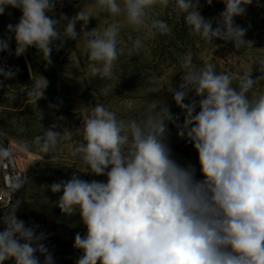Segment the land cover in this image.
Here are the masks:
<instances>
[{
	"label": "clouds",
	"instance_id": "9594fccd",
	"mask_svg": "<svg viewBox=\"0 0 264 264\" xmlns=\"http://www.w3.org/2000/svg\"><path fill=\"white\" fill-rule=\"evenodd\" d=\"M206 2L211 5L213 0ZM221 2L225 8L215 18V28L212 19L201 15L199 0H176V8L184 14L190 35L209 44L231 41L239 49L249 42L244 40L246 30L234 25V17L243 16L253 0ZM56 3L0 0V15L9 6L22 13L17 24L8 25L16 56L38 49L47 67L53 46L59 50L83 34L90 73L111 78L114 63L125 52L118 47L117 18L146 36L171 32L166 22L152 15L169 0H95V15L80 8L73 17L61 13L52 18L47 14L55 15ZM100 13L111 22L85 31L90 18ZM142 46L141 38L134 40L129 55ZM8 49V42L0 40V52ZM182 68L179 88L173 85L169 93L185 113L178 136L193 144L203 179L195 178L194 166H181L172 158L165 122L175 123L178 117L165 104L139 122L117 119L103 105L95 106L77 128L82 139L71 154L85 173L106 176V182L86 181L74 172L69 180L48 186L52 193H62L56 201L61 213H78L87 229L85 236L77 233L74 239V248L83 253L77 264H264V91H256L264 76L253 79L244 73L234 84L232 76L217 74L211 63L197 69L190 57L182 61ZM14 75L0 68L4 79ZM48 83L43 76L28 95L38 101ZM102 91L107 94L108 89ZM189 93L205 98L186 104ZM72 135L69 127L61 130L53 123L36 143L48 154ZM27 147H0V161ZM20 203L17 200L0 216V264L9 259L15 264H54L43 243L45 234L17 218Z\"/></svg>",
	"mask_w": 264,
	"mask_h": 264
},
{
	"label": "rangeland",
	"instance_id": "374dc122",
	"mask_svg": "<svg viewBox=\"0 0 264 264\" xmlns=\"http://www.w3.org/2000/svg\"><path fill=\"white\" fill-rule=\"evenodd\" d=\"M94 4L95 0H57L55 15H47L59 18L63 13L73 17L80 8L95 15ZM199 4L201 15L212 19L215 28V18L225 5L221 0H213L211 5L206 0H199ZM21 15L19 9L10 6L0 15V40H6L14 47V33L9 32L8 25L17 24ZM152 15L166 22L171 32L146 36L144 30L137 32L123 18H117L121 25L118 47L124 48L125 52L114 63L111 78L102 79L90 73L91 62L85 50L86 37L83 34L77 41H66L61 53L52 51L51 64L47 67L43 61L32 59L30 62L25 52L8 60L3 68L15 75L11 79L0 76V133L17 138L37 150L36 137L42 136L53 123H59L61 130L69 127L73 133L71 139L61 141L56 151L48 154L42 152L43 160L32 166L24 188L16 199L21 202L16 212L17 218L23 220L26 226H35L37 233L45 234L43 243L52 254L54 264H77L83 253L74 248V239L77 233L85 236L87 229L78 213L72 216L61 213L56 201L62 193L54 194L48 186L69 180L74 172L86 181L95 179L106 182V176L85 173L87 169L71 154L82 139L77 128L82 126L95 106L103 105L116 113L117 119L139 122L157 114L165 104L178 117L175 123L165 122L166 142L172 158L181 166H194L195 178L202 180L197 151L187 138L178 136L177 126L183 125L185 113L169 93L173 85L179 88L184 72L182 61L190 57L197 69L211 63L217 74L232 76L234 84L244 73H251L253 79L264 76V72L260 71L261 65H264V0H253L243 16L234 17V25L246 30L244 40L249 42L239 49L231 41L218 39L209 44L190 35L184 14L176 8V0H169L167 7H155ZM106 21L111 22L106 13H100L98 18L91 17L85 31L95 27L103 29ZM80 29L81 23L78 22L76 30L79 32ZM137 38L143 40V46L129 55L128 49L132 48ZM216 44L220 47L216 48ZM30 54L33 58V52L30 51ZM35 54L39 55L40 52ZM43 76L49 83L44 96L37 101L28 93ZM103 89H108L107 94ZM256 91H264V80H261ZM202 98L205 97L189 93L184 103L198 102ZM198 111L199 107L196 109ZM11 208L0 210V216ZM3 228L4 225L0 223V231ZM4 264L15 262L9 259Z\"/></svg>",
	"mask_w": 264,
	"mask_h": 264
},
{
	"label": "built area",
	"instance_id": "2783aa9c",
	"mask_svg": "<svg viewBox=\"0 0 264 264\" xmlns=\"http://www.w3.org/2000/svg\"><path fill=\"white\" fill-rule=\"evenodd\" d=\"M15 48L9 45L7 51L0 52V68H4L6 62L16 56ZM21 144L27 145V149L14 152L10 158L0 161V210L11 208L15 204L24 188L30 169L44 158V154L39 150L17 138L0 133V147L8 148ZM17 184L21 185L19 189Z\"/></svg>",
	"mask_w": 264,
	"mask_h": 264
},
{
	"label": "water",
	"instance_id": "95a60500",
	"mask_svg": "<svg viewBox=\"0 0 264 264\" xmlns=\"http://www.w3.org/2000/svg\"><path fill=\"white\" fill-rule=\"evenodd\" d=\"M57 44H59V42H57ZM65 44V43H64ZM64 44H63V47L59 48V50H57V47L56 46H53V51H55L56 53H61L63 51V48H64ZM30 49H28L26 51V54H27V57L28 59L30 60V62H32V56L30 55V52H29ZM42 61L45 62L44 58H42Z\"/></svg>",
	"mask_w": 264,
	"mask_h": 264
},
{
	"label": "flooded vegetation",
	"instance_id": "af4514ba",
	"mask_svg": "<svg viewBox=\"0 0 264 264\" xmlns=\"http://www.w3.org/2000/svg\"><path fill=\"white\" fill-rule=\"evenodd\" d=\"M30 50H31V52H33V58L34 59L39 60V61H42L43 54L38 49L30 48ZM36 52H40V54L37 55V54H35Z\"/></svg>",
	"mask_w": 264,
	"mask_h": 264
},
{
	"label": "crops",
	"instance_id": "0c3cea01",
	"mask_svg": "<svg viewBox=\"0 0 264 264\" xmlns=\"http://www.w3.org/2000/svg\"><path fill=\"white\" fill-rule=\"evenodd\" d=\"M31 51V50H30ZM34 59V58H33ZM34 60H36V59H34Z\"/></svg>",
	"mask_w": 264,
	"mask_h": 264
},
{
	"label": "trees",
	"instance_id": "16d2710c",
	"mask_svg": "<svg viewBox=\"0 0 264 264\" xmlns=\"http://www.w3.org/2000/svg\"><path fill=\"white\" fill-rule=\"evenodd\" d=\"M29 52H30V50H29ZM31 55V54H30Z\"/></svg>",
	"mask_w": 264,
	"mask_h": 264
}]
</instances>
